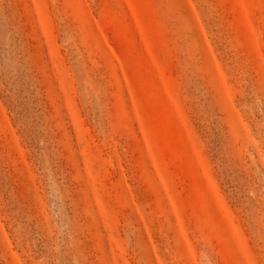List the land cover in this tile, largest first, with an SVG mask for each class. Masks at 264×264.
Segmentation results:
<instances>
[{
	"label": "rangeland",
	"instance_id": "rangeland-1",
	"mask_svg": "<svg viewBox=\"0 0 264 264\" xmlns=\"http://www.w3.org/2000/svg\"><path fill=\"white\" fill-rule=\"evenodd\" d=\"M0 264H264V0H0Z\"/></svg>",
	"mask_w": 264,
	"mask_h": 264
},
{
	"label": "bare ground",
	"instance_id": "bare-ground-1",
	"mask_svg": "<svg viewBox=\"0 0 264 264\" xmlns=\"http://www.w3.org/2000/svg\"><path fill=\"white\" fill-rule=\"evenodd\" d=\"M241 17H243V15Z\"/></svg>",
	"mask_w": 264,
	"mask_h": 264
}]
</instances>
